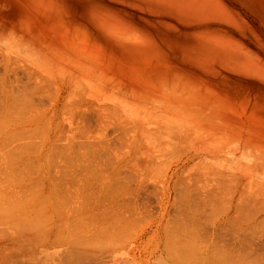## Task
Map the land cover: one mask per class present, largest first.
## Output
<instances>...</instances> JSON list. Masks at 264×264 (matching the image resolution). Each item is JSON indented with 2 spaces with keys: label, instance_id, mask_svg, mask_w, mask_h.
<instances>
[{
  "label": "bare ground",
  "instance_id": "bare-ground-1",
  "mask_svg": "<svg viewBox=\"0 0 264 264\" xmlns=\"http://www.w3.org/2000/svg\"><path fill=\"white\" fill-rule=\"evenodd\" d=\"M12 1L13 8L8 14L15 16V25L7 26L5 22L2 25L5 28L0 26L2 32L10 31L12 35L6 38L0 31V43L7 46V51L0 50V101L10 104L5 107L12 110L11 114L14 112L10 109L12 105L15 108V104L22 101L24 108L19 110L21 113H18L17 107L13 114L19 126L22 116L29 118V115L38 113L33 114L37 117L39 112L54 114L62 104L65 106L67 103L66 107L73 108L80 118L92 119L93 116L98 123L105 115H119L125 117L126 121L135 117L136 121L144 119L149 126H155L152 129L144 127L142 131L139 130L140 134L134 135L126 126L127 129L118 127L121 126L118 123L116 127L124 132L118 134V131H114V135L128 138H117L122 146L119 144L120 148L110 153L92 144L87 163L78 165L79 170L72 173L75 181L87 176L88 171L92 175L98 167H110L107 172L98 170L97 177L99 175L103 186L123 184L130 176L133 178L134 169L140 167L141 170L148 169L146 173L150 172V178L154 179V173L163 163V159L156 163L154 156H159L169 143V140L166 142L163 139L162 142L156 136L159 130H164L162 135L166 130L173 133L174 129L173 135L183 132L188 137L189 134V140L195 139L197 150L211 149L215 152V165L210 164L213 170L202 177V180H206V186L204 182H197L203 187L198 185L194 190L190 187L196 182L187 180L193 184L186 182L183 187L184 183L181 182L182 191L178 184L182 177L189 178L191 173H198V170L192 172L190 169L197 166L199 169V166L208 164L204 162L205 158L197 162V153L188 158V165L184 161L177 168H170L159 187L151 186V179L141 177L143 174L138 176L140 173L136 171V188L133 190L128 184L127 200L121 203V207L117 206L119 209L98 215L100 220L88 228L72 229L71 225L67 226L71 223L72 210L62 209L63 204L59 199L63 194L59 192L61 189L55 187L51 177H33L32 181L37 183L38 188L42 186L45 195L36 186L38 193L47 195L44 199L52 201L46 205L40 204V208L38 205V210L36 205L32 208L33 205L28 204L26 199L30 194L27 193V184L32 183L28 180L31 174L41 175L40 169L39 173L38 169L34 173L29 171L30 177H27L29 169L26 171V168L19 167L22 163L16 166L11 164V169L9 166L8 169V163L4 161L5 165L2 160L9 162L5 156L11 154L13 148L7 151L8 147L1 139L0 161L4 165H0V264H264V122L250 118V115H264V108L255 106L256 102H230L219 95L220 92H214V96L204 94L197 83L179 73L180 69L190 67L208 73L211 79L229 78L235 72L264 79V0H116L120 5L112 2L107 7L92 5V0H83L78 4L72 1V8L67 6L66 0ZM76 7L78 9H73ZM109 7L113 8L109 10ZM114 9L119 12H113ZM27 32L40 36L33 37L37 39L35 46H32L36 50H43L38 48L48 44L57 48L69 45L66 47L68 53L41 52L36 58L31 49L27 51L25 42L19 45L15 40L18 38L21 41L23 35L20 34ZM23 61L33 65L29 67ZM52 85L54 90L47 87ZM44 97L46 101V98L51 101L49 106L44 105ZM57 103L62 104L58 107ZM260 104L264 106V100ZM197 118L199 123L196 124L193 119ZM10 119L12 122L14 118ZM5 121L9 124L7 119ZM175 122L178 123L173 126ZM4 124L0 123L2 131ZM23 127L20 126L24 131ZM108 127L105 124L103 129ZM135 128L138 129L137 126ZM19 129L17 131L20 133ZM205 130L211 131L214 137H207ZM14 131L16 129L12 131V127L7 131L9 138L18 133ZM3 133L6 134L5 131ZM5 134L4 138L7 137ZM77 137L76 140H79ZM55 138L60 141V136ZM138 141L141 142L140 148L132 149L129 146ZM123 143H128L127 148L129 146L131 149H121ZM10 156L13 160L18 158ZM180 161L178 158L175 162L179 164ZM20 170L24 175L27 172V176L20 174ZM185 170L189 172L182 176ZM196 175L200 179V175ZM23 176L25 180H22ZM13 177L17 178L11 179ZM195 177L192 176L196 181ZM134 180L131 181L132 186L135 185ZM176 183L179 186L176 185L177 189ZM33 186L29 190L35 194L37 191L34 192ZM225 189L227 195L222 193ZM65 191L69 193L67 189ZM141 191H145L144 197ZM174 191H179L176 192L178 196L173 195ZM157 192L160 197L155 228L152 231L150 228L143 229L135 242L136 247L129 246L131 249L128 252V246H116L114 242L120 240L134 221L137 208L132 204L137 205L142 200V204L147 205L145 198ZM189 192L196 195H189ZM38 193L39 197L35 195L37 200L41 197ZM171 197L177 199H174L175 203H180V208L179 204H176L177 210L173 208L175 212L169 209L174 218H168ZM32 202L34 204L36 200ZM122 207L124 209L120 210ZM209 210L211 213H208ZM37 213L45 214L42 225ZM36 214L37 219L33 218ZM208 214L215 216L212 219ZM170 221L185 224L181 227L189 233L186 242L175 234L168 235L167 224ZM207 222L210 230L205 228ZM154 236L157 240L147 254V243Z\"/></svg>",
  "mask_w": 264,
  "mask_h": 264
},
{
  "label": "rangeland",
  "instance_id": "rangeland-1",
  "mask_svg": "<svg viewBox=\"0 0 264 264\" xmlns=\"http://www.w3.org/2000/svg\"><path fill=\"white\" fill-rule=\"evenodd\" d=\"M66 1H67V3H66L67 6L69 8H72L71 5H70L72 1H75V3L77 2V4H78V1H83V0H66ZM104 1L103 0H92V5H95V6H104L105 5L107 7L108 5H111L112 2H115V4H119L116 0H104ZM107 2H108V4H107ZM22 3H23V1L21 2V5H22ZM242 7H243L244 11H246V9H245V7L243 5H242ZM12 8H13V1L12 0H0V18H1L0 19V26L2 28H5V27L2 26V25H5V22H6L7 26L15 25L14 24L15 16L14 15L11 16V15L8 14L9 12H11ZM112 8L113 7H109L107 9L111 10ZM118 8H121V6H118ZM1 9H4V11H1ZM73 9H78V8L76 7V8H73ZM113 12H119V11L114 9ZM248 14H250V12H248ZM8 30H11V29H8ZM0 31L2 32V30H0ZM9 32H2L3 37H6V38L11 37L12 35L9 34ZM20 35H23V38H20L21 41L18 40V38L14 37L16 42L19 45L22 44V41L25 42L26 44H28V46L25 44V47H26L27 51L31 49L30 51L34 52V55L36 56V58H38L40 56L41 52L42 53H46V52L47 53H52V52L55 51L58 54L68 53V51H67L68 49H66V47H68L69 45L60 46L59 48H57L56 45L50 46L48 44L44 48H41V47L38 48V49H43V50H36L32 46H35L34 43L37 41V39L33 38V37L36 36V37L40 38L39 35H37V34H35L33 32L32 33H28L27 32L26 34H20ZM1 49L7 51L6 50L7 46H2V43H0V50ZM58 49H60V50H58ZM44 50H46V51H44ZM12 55H14V54H12ZM15 55H17V54H15ZM0 58H1V56H0ZM54 61H53V64H54ZM22 63H24V64L26 63L25 65H27L29 67H31L33 65L32 63H30L28 61H26V62L23 61ZM179 73L182 74L183 76H188L192 81L197 83V85L199 87H201L202 90L204 91V94L213 95L214 92H220L219 95H221L222 97L226 98L230 102H234V103L244 102V103H249V104L251 102H256L257 105H255V106L258 107V105H259V106L264 108V106L260 104V102L264 100V79H262V78H256L252 74H246V73H242V72L241 73L235 72V73L231 74L229 76V78H214V79H211L210 76H208V73L203 72V71H199V70H196V69L190 68V67L180 69ZM52 86H50V87L47 86V87L54 90V85H52ZM51 93H53V92L51 91ZM45 97H44V100H45ZM46 99L48 101L49 98H46ZM18 100H19V98H18ZM19 102H20V100H19ZM21 102L20 103L17 102V104H19V105L15 104L16 105L15 108L12 105L13 108L11 107L10 109H13V111L15 112V110H17V107H18L17 111H19L20 109L24 108V107H22L24 105L21 104ZM46 102H44L45 106H47V105L49 106V104L51 103V101H48L47 103ZM207 103L208 102H202L201 104H207ZM6 104H9V103H6ZM6 104H5V102H4V104L1 103V101H0V123H3V124L5 123L3 125V127H2L3 131L0 130V134H2L4 131L6 132V134L5 133H3V134H5V136H7V137H5V138H7L6 139L7 142H5V140H4L5 138H4L3 134L0 135V140L2 139V141L4 142V143L2 142L4 144V146L6 144V146L8 147V148H6L7 151H10V149H12V148H13V151L12 150L10 151V153L12 152L11 154L7 153V154H9L7 156L9 158H11L12 161L7 156H5L7 158V160L9 162H11V163L7 162L6 160H2V161L3 162L5 161L6 164L8 163L6 165L5 162H4V164L7 166V168H8L9 165L11 166V164L14 166L15 164L16 165H18V164L20 165L22 163L24 166L20 165L19 167L26 168L25 169L26 171H27V169H29L27 171L28 173H29V171H32L34 173L35 172L34 170H37V169H38V172L37 171L36 172L39 173V169H40L41 175L35 174V173L31 174L30 180H28L29 178L28 179L26 178L28 181H32V180H34V178L36 179L37 177H45V178H47V176L51 177L54 180V181L52 180V182L55 185V187L61 189V191H59V192L61 194H63V196H61V198L59 199L60 204H63L62 205V209L66 210V211H71L72 210L70 212V214H71V223L67 224V226L71 225L72 229H78V228L85 229V228H88V226H90L93 222H96V221L100 220L98 215L101 216V215H103V212H106L108 210H117L116 208L119 209V207L122 206L121 203L122 202L124 203V201L127 200V194L129 192L128 191V188H129L128 184L130 183L129 185H130L131 189H133V188L135 189L136 188L137 182H136V179L134 180V177H136V175H135L136 171L137 172L139 171L138 174L140 173L138 176L143 174L144 176L142 175L141 177H144V178H148L149 177L150 178V174L151 173L150 172L146 173V171H149V170L148 169L146 170L145 168H144V170H141L142 167H140V169H137V168L134 169V171H135V172H133V176L134 177L130 178L131 177L130 176L129 177L130 179L129 178L125 179L127 181L124 180L123 184H120V185H117V184H112L110 186L101 185V178H99V175L97 177V174L99 173V171L101 169L104 170L105 172H107L108 170H110V167L109 168L98 167L97 169L95 168L94 170H96L97 172L96 171L92 172L93 177L90 174L91 172L88 171L89 173L87 174V176L83 177L79 181H75L72 178V173L79 170L78 165L87 163V158H88V156H90V153H91L92 148H93V147H91L92 144H97V146L100 147V150H104L105 152L110 153L112 150L118 148L119 144H121L120 146H122V143H119L118 139H117V138H121L122 139V136L121 137H118V136L116 137L114 135V131H116V132L118 131L119 132L118 134H120V133L124 132V131L122 132L123 129H127L128 128L129 131L132 130L134 135H138V134H140L139 130L142 131V128L144 129V127L146 129L148 128L149 125H148V123H146V120L143 119V120L136 121L137 118L135 119V117H132V118L130 117V118H128L129 121H126V118L123 117V116H119V115H115V116L107 115L106 116L105 115L104 117L100 118V120H99L100 124H99L98 121H96L97 118H95L93 116H92V119H90L91 117L80 118L79 116H77L78 113L73 108L71 109L70 107H66V106H68V103L65 106L62 103H57L58 107H60V105L62 104L61 107H60L61 109L59 108V110H58V108H57L58 111H55L54 114L47 113V112L46 113L45 112H39V114L42 117H40V115L39 116L37 115V117H39L38 120L35 119L37 117L34 116V115H36L38 113H33L34 115L32 114V116H34V118H32V116H30V115L28 116L31 121L29 120V118H27V115L25 116V118H24V116H22L23 120L20 118L22 123L20 122V120H19V122L21 123L20 124L21 128L23 127L22 124L26 128L25 129L23 127L24 128V131H23L20 128V126L17 124L18 122H16V120H15V115H13L14 112H12V114H11L12 110H9L8 106L5 107ZM5 108L8 109V111L10 113ZM4 109L6 110V112H5ZM18 113L20 114L21 111H19ZM18 113L16 114L17 117H19ZM8 117H9V119L10 118H14V119H12V122L10 121L11 119L10 120L8 119ZM17 117H16V119L18 121L19 118H17ZM94 118H95V120H94ZM250 118H251L252 121H257V122H260V123L264 122V115H262V116L250 115ZM6 119H7V122H9V124H6V121H5ZM193 120H194V122L196 121V124L199 123V119L198 118L197 119H193ZM122 121H123V123H122ZM118 123L121 124V126H118V127H122L123 129H120V128L116 127L118 125ZM141 123H142V125H141ZM177 123L178 122H175L173 124V126H175ZM105 124H108L109 127L106 128V129H103V126ZM0 126H2V125H0ZM5 126H7L8 130H6L7 128ZM15 126H19V127H15ZM124 126H126L127 128L124 127ZM136 126H137L138 129L135 128ZM207 126L209 128V125H207ZM11 127H12V131H13V129H16V131H17L20 128L19 129L20 133L18 131H17L18 133H15L16 131H14L15 134L11 135L10 138H9V136H8L9 133L7 134V131H9V129H11ZM149 127H150L149 129H152L155 126H149ZM27 129H28V131H26ZM69 130H70V132L68 133ZM81 130L83 131V133L81 132ZM175 130L176 129L173 130V133H175ZM43 131H45V133H43ZM62 131H63V133H62L63 137H65L64 140L61 138V132ZM78 131H79V133H78ZM163 131L164 130L156 131V133L159 134V135H156V136L159 137L162 140V142H163V139L166 142L169 140L170 144L167 142V144L165 145V148H164L165 150L163 152H160L161 154L159 156H156V157L154 156V160L156 161V163H157V161H160L161 159H163V163L160 165L159 169H157L158 172L154 173V175H155L154 179L150 178L151 179L150 181H152V182H150L151 183L150 185L151 186L154 185L156 187H159L161 182H163L166 179V173L169 174V169L170 168L171 169H175L178 166L182 165L180 163L184 162V161H185V165H186V162H187L188 158L191 155H195L196 156V153H197L199 155L196 156V161L198 162L202 158H205L206 160L204 162L205 163L207 162L208 164L206 163L207 165H205V166H199L200 167L199 169H200L201 172L199 171L198 166H197V168H192L190 170H192V172L194 171V169L198 170L199 174L195 171L197 173V175H200L203 172V170H204L206 172V175L204 174L205 173L204 172L203 174L200 175L201 177L199 176L200 179H198L197 177H195L196 173H195V175H194V173H191L192 175L189 176V178L184 176V178L186 177V179H184L182 177V181H180L178 183L181 188L178 186L177 183L175 184V188H176V185H177L180 190L183 189V187L185 186L186 182H187L186 184H188V185L191 184L190 182L188 183V181H191V182L194 181L196 183L197 182H201V183L204 182L205 184L204 183L203 184L206 186V182H205L206 180H204L205 178H203V180H204L203 181L202 177L203 176L206 177L213 170L210 167V164H214L213 156H214L215 152L212 151L211 149H207V150H204V151H201L200 149L197 150V145L195 144L196 141H195V139H190L191 140L190 141L189 140V137H190L189 134H188V137H187L185 135L186 133L182 132V133H177V135H178L177 136V135H173V133H171L170 130H166L165 131V135H162ZM65 132H66V134H65ZM126 132H125V134H126ZM132 132H130V133H132ZM204 133L209 138L210 137H214L213 133L211 131H209V130L208 131L205 130ZM18 134H21V136L18 135ZM183 134H184V139H182V141H181L180 139H181V136ZM68 135H70V136H68ZM58 136H60V141H58V139L55 138V137H58ZM74 136H76V137L79 136V138L77 137V139H79L80 141L76 140V137H74ZM89 136H91V137L89 138ZM123 136H124V134H123ZM1 137H3V138H1ZM19 137L23 138L24 140H22L21 138L19 140ZM8 138H9V140H8ZM125 138H128V137H124L123 139L125 140ZM10 139H11V143H10ZM70 139L73 140V141H71L73 144L70 142ZM90 139L93 140V142ZM121 139H119V141ZM14 140H16V142ZM54 140H57V141H54ZM87 140L90 141V142H86ZM21 142L23 144H25V146L23 145L24 147L21 146L22 145ZM57 142H59V143L57 144ZM122 142H124V141H122ZM16 143H18V144L21 143V144H19V146H21V147H19ZM140 143L141 142L138 141L134 145L133 144H131V145L129 144V146L132 149H135L137 147L140 148V146H141ZM8 144H12V146L11 145L9 146ZM14 144H16V146H15L16 149L13 146ZM65 144H67V145H65ZM126 144L128 145V143H126ZM127 145H125L123 143V147L124 146L125 147L124 148L122 147L121 149H125V150L131 149L129 146L127 148ZM185 145L187 146V148H186ZM190 145H191V147H190ZM17 148L18 149L22 148V149H20L19 150L20 152H19ZM16 150L18 152H16ZM176 152H177V154H176ZM13 153H14L15 156L13 155ZM22 153L24 155H22ZM10 155H12L13 158L16 157V156L18 158L17 159L14 158V160H13ZM199 156H200V158H199ZM207 157L208 158L210 157V158L208 159ZM178 158H180L181 161L179 162V164H176L175 161ZM3 159H5V158H3ZM15 159H16V161H15ZM2 161H0V163H1L0 165H4L2 163ZM15 162H17V163H15ZM187 165H188V162H187ZM174 166H176V167H174ZM5 167L2 166V168H5ZM40 167H43L42 168L43 170ZM184 167H188V166H184ZM201 168L203 170H201ZM10 169H11V167H10ZM90 169H92V168H90ZM12 170H13L12 172L14 173L15 170L13 168H12ZM21 170H20V174L22 173L24 175V173L21 172ZM91 171H93V170H91ZM16 172H17V170H16ZM27 172H26V174H27ZM188 172L189 171L185 170V173L183 172L182 176L185 175V174L187 175ZM93 173H95V176H94ZM164 176H165V178H164ZM192 176L197 178L198 181H197V179H196V181L193 180ZM23 177H22V180H25V177L24 178ZM27 177H30V173H29V176H27ZM15 178H17V177H15ZM15 178L13 177L11 179H15ZM149 178H148V180H149ZM132 179L134 180V183H133V184H135V185H133L134 187L132 186V183H131ZM181 182L184 183V185L182 184L183 187L180 184ZM27 183L28 182H26V184ZM32 183H30L32 186L35 185V187L33 186L35 188L34 192L35 191H37V192H35V194L33 192H30L29 189H31L30 188L31 185L27 184V185H29V189H28L29 192L27 191V193L30 194V195L27 194L29 197L27 195H26V197H28L29 199H26V198L25 199L28 201L29 205L30 204L33 205L32 208H35V205H36V209L38 210V208H40L42 206V204L46 205V203L48 201H52V200H49V198L48 199H44L47 195L43 196V195H45V193L41 189L42 186L41 187L39 186L40 191L43 193V195L41 196L40 195L41 193L39 194L38 190H36L38 188L37 183H34L33 181H32ZM196 183H194V185H192L193 183L191 184L193 187L196 185L194 188L190 187V186L189 187L194 189V190H195L196 187H198V185H199V187H203V184H199V183L196 184ZM38 184H40V183H38ZM126 184H127V186H126ZM200 185H202V186H200ZM36 186H37V188H36ZM65 189H67L69 191V193L67 191H65ZM179 191H176V192L179 193ZM176 192L174 191L173 195L175 194L176 196H178L176 194ZM31 193H33L34 197H33V195H31ZM36 193H38L41 197H43V199L40 197L42 199V201H40L41 199L38 198V200L40 202H42V203H39V201L35 197V195L37 197H39ZM184 193L185 192L182 193V196H183ZM222 193L227 195V190L225 189L224 192H222ZM141 194H142V196L146 195L145 191L144 192L141 191ZM180 194H181V192H180ZM188 194L191 195L192 192H189ZM192 195L195 196L196 194L195 195L192 194ZM31 196L34 198L32 201L36 200V202H34V204L31 201V199H32ZM68 196H70L72 198H70ZM158 196L160 197L159 192L154 193V194H152L150 196L148 195L147 199L145 198V201H146L147 205L142 204V200H139L137 205H133L132 204V206L137 208V210H136L137 213L134 216L135 217L134 221L125 230V232H124L123 236L120 238V240L118 239V241L116 243L114 242V244L116 246H122L123 245V246H128V247L131 246L132 248H135L136 247V243L135 242H136V240L138 238V235H140V233L142 232V230L145 229V228L146 229L150 228L151 231H152V229L155 228L154 225H155V223L157 221V219H155V218L157 217L158 210H159V207H158V198L159 197ZM185 196H187V195H185ZM172 197H171V199H172L171 202L175 206H173V205L171 206L172 203L170 204L168 210L171 209V212L174 209L175 210L178 209V208H176L177 207L176 204H179V208H180V203H177V202L175 203L174 199H176V198L173 199ZM223 203H224V201L222 202L221 205H223ZM40 204H41V206H40ZM66 204H69V205L72 204L73 206H68L67 207V206H65ZM221 205H220V207H221ZM37 206H38V208H37ZM117 206H119V207H117ZM123 209H124V207L120 208V210H123ZM175 210H174V212H175ZM210 210H209L208 213H211ZM215 210H217V209H215ZM168 213H170V210L168 211ZM206 214H207V212H206ZM213 214H215V212ZM36 215L33 218L37 219V217L39 215L40 218H38V219H40V224L42 225L43 224V219L46 218V217H44L45 214H43V215L41 214L40 215V213H39L37 216ZM210 215H212V214H210ZM106 216H108V215H106ZM214 216L215 215L210 216V217H212V219H213ZM170 217L174 218L175 216H174V214L171 215V213H170L168 218H170ZM205 219H207V217ZM34 222H37V221L34 219ZM208 222L206 224H208ZM164 223H166V221ZM38 224H39V222H38ZM40 224H39V227H41ZM184 225H185L184 223L176 224L173 221H170L167 224L168 235L175 234V235L179 236L182 241L186 242V240L188 239V237L186 235H188L189 233H186V232L183 231L182 227H184ZM207 226L205 228H208L210 230V225L208 227ZM35 227L38 228V225L35 224ZM151 231H149V234H150ZM74 232H77V231H72V233H74ZM200 234H201V232H200ZM147 237H148V234H147ZM147 237H145L144 239H146ZM156 240L157 239L154 236L153 239H150L151 242L147 243L149 245L147 254H148V252H150V250H152V247L155 244ZM131 247H129V249L126 252L130 251ZM123 252H125V250ZM138 256H139V254H138ZM129 259H131V258H129Z\"/></svg>",
  "mask_w": 264,
  "mask_h": 264
}]
</instances>
